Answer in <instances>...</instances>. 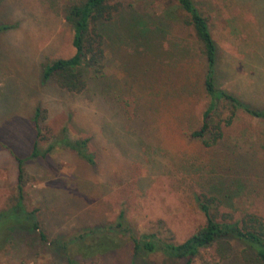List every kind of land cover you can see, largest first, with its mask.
Wrapping results in <instances>:
<instances>
[{"label":"rangeland","instance_id":"374dc122","mask_svg":"<svg viewBox=\"0 0 264 264\" xmlns=\"http://www.w3.org/2000/svg\"><path fill=\"white\" fill-rule=\"evenodd\" d=\"M74 1L0 0V25L11 27L0 32V212L9 209L17 197V166L9 151L20 158L31 153L37 106L44 138L40 148L66 128L72 139L90 138L88 148L97 164L92 169L60 148L44 159L24 163L23 203L28 211H36L47 242L42 243L36 234L8 237L0 244V264H68L60 250L62 243L84 229L114 223L120 211L138 235L156 233L182 243L205 223L195 200L201 193L199 184L205 185L215 175L233 178L234 157L241 149L252 144L256 149V143L264 141V124L242 112L226 131L230 143L239 147L234 155L226 148H205L186 136L200 124L207 100L196 91L179 100L171 97L173 87L167 81L179 83L177 77L187 72L184 67L193 81L204 73L201 45L179 22L160 27L163 33L157 37H162L164 51L159 59L153 58L154 51L140 55L131 34H124L118 24H107L103 70L107 90H102L103 84L98 85L90 69L84 70L88 89L81 95H68L51 83H42L41 65L67 59L75 52L72 29L63 19L65 6ZM194 2L207 18L217 44L220 86L245 101L264 104V0ZM159 3L153 0V6L161 9ZM143 4L146 0L137 3ZM135 11L141 16L149 13L155 23L159 19L158 10ZM183 46L187 55L177 56ZM183 62L191 67H182ZM148 93L159 94L158 98L167 95L156 112L133 104V99ZM247 179L246 198L233 205L264 218V200L255 198L249 186L256 180L254 176ZM59 237L61 241L55 242ZM69 255L77 256L74 248ZM132 260V247L126 244L96 260L76 262L131 264ZM135 264L171 263L160 255L140 254Z\"/></svg>","mask_w":264,"mask_h":264},{"label":"trees","instance_id":"16d2710c","mask_svg":"<svg viewBox=\"0 0 264 264\" xmlns=\"http://www.w3.org/2000/svg\"><path fill=\"white\" fill-rule=\"evenodd\" d=\"M139 1L77 0L67 4L63 19L72 29V46L75 52L67 59H57L41 65V82L51 83L58 91L68 95H81L88 89L84 70L90 69L95 73L94 78L98 85L103 84L102 90H107L104 88L107 79L103 73L106 38L109 34L107 24H118L117 27L124 34H131L138 53L139 49L142 51L140 55H148L154 51L153 58L159 59L164 51L162 37H157V33H163L160 27H170L173 22H179L183 28L190 31L189 36L201 45L204 73L197 81H193L188 68L184 67L191 65L183 62L182 67L187 72H184V76L177 77L179 83L171 79L167 81V84L169 82L173 87L171 97L179 100L183 95L191 97L193 91H196L202 92L207 100L200 124L190 129L186 136L199 141L205 148L221 147L226 148L229 155L236 154L239 147L230 143L231 136L226 133L227 129L232 126L239 112L264 124V104L245 101L220 86L217 44L213 40L207 18L200 13L194 0H159V6H163L161 9L153 6V0H146L147 4L143 6L137 5ZM145 9L154 12L158 10L156 16L159 19L156 23L149 13H145V16L135 15V10ZM10 28L2 24L0 32ZM118 35L121 36L119 33ZM176 55L186 56V47L178 49ZM161 64L166 66L165 63ZM181 72L183 71L179 70L177 74L181 75ZM175 86L177 88H174ZM152 94H145L137 101L133 99V104L135 103L137 108L141 105L150 107L152 112H156L160 107L159 102H164L167 95L158 98L159 94ZM127 106L126 103L125 107ZM40 116L41 110L37 106L32 118L35 139L27 158L17 157L5 147L14 156L17 166V197L9 209L0 212V232L4 233L0 236V244L5 243L8 237L22 233L36 234L42 243L47 242L46 236L40 231L36 211H28L23 203L26 161L32 158L44 159L60 148L71 151L92 169L97 165L94 154L88 148L90 138L72 139L68 136L66 128H63L60 136L52 138L45 148H40L39 142L44 139ZM146 124L147 119L144 121V125ZM254 146L252 144L244 150L241 149L243 152L240 151L234 157L236 170L232 173L233 178L230 175H215L208 178L205 185L199 184L201 193L196 195L195 200L205 223L184 242H170L156 233L138 235L124 212L120 211L114 223L104 227L87 228L79 235L66 239L60 248L63 257L68 264H77L76 259L96 260L128 244L133 250L131 264H135V258L140 254L160 255L164 261L171 264H228L230 261L240 264H264V218L254 212L238 211L233 205V202L241 201L247 196L243 191L247 183H250L247 176L249 179L254 176L255 184H261L259 188H255V184L249 186H253L255 198L264 200V141L259 140L256 149ZM61 238L55 242H60ZM71 247L75 249L76 257L69 255Z\"/></svg>","mask_w":264,"mask_h":264}]
</instances>
